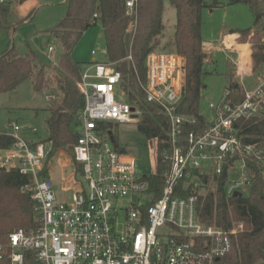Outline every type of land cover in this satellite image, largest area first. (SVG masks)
I'll list each match as a JSON object with an SVG mask.
<instances>
[{
    "label": "built area",
    "instance_id": "1",
    "mask_svg": "<svg viewBox=\"0 0 264 264\" xmlns=\"http://www.w3.org/2000/svg\"><path fill=\"white\" fill-rule=\"evenodd\" d=\"M123 2L131 39L139 0ZM7 3L14 5L0 0ZM123 60H132L130 50ZM117 64L93 60L80 70L84 106L68 176L42 177L51 142L31 141L25 132L36 134V129L11 124L12 146L0 153V168L28 179L20 190L34 204L37 227L0 235V264H217L232 250L243 224L206 225L198 197L209 184L216 188L218 178L229 198L250 189L254 167L264 176V150L241 135L243 123L264 117V77L243 91L241 100L227 87L219 103L208 105L209 115L196 118L177 112L186 91L182 56L166 51L146 56L145 77L137 78L142 98L125 87ZM146 111L167 123L160 160L166 168L158 191L150 180L156 174L157 141L150 175H141L136 159L109 142L111 123H139ZM189 187L190 193L180 194Z\"/></svg>",
    "mask_w": 264,
    "mask_h": 264
},
{
    "label": "trees",
    "instance_id": "2",
    "mask_svg": "<svg viewBox=\"0 0 264 264\" xmlns=\"http://www.w3.org/2000/svg\"><path fill=\"white\" fill-rule=\"evenodd\" d=\"M29 0H18L23 4ZM259 0H234L250 7L255 16L252 28L239 31L245 40L253 31L261 18L258 9ZM168 2L175 10L176 25L174 46L178 55L186 62L185 98L178 108V113L200 118L199 99L203 88L201 76L206 53L203 50L201 38V11L208 6L205 0H139L136 31L130 39L125 33L128 19L125 16L123 0H66L67 12L56 28L51 32L62 46L63 53L59 60L57 74L54 77L56 90L61 94L59 102L53 96L48 108L49 117L46 121L48 139L52 151L50 158L57 150L72 151L78 137L76 128L79 125L78 115L83 109L84 99L78 88L80 68L72 61L71 54L82 34L100 21L106 44L108 62H118L117 68L128 86L134 89L142 98L138 88L137 78L145 77L144 61L146 56L155 51L154 39L162 32L163 5ZM11 4L0 5V29H12L10 25ZM96 14L97 18L93 15ZM32 13L27 16V19ZM130 40V43L127 40ZM130 44V45H129ZM131 61H121L128 52ZM252 69L264 63V39L252 44ZM44 66L37 61L34 54L19 56L13 50L0 54V94L13 92L23 81L32 80L35 91L46 88ZM229 89L239 93L237 100L242 99V90L235 83ZM138 129L145 134L150 142L157 141L156 174L150 178L153 188L157 191L162 184V173L166 168L161 164V153L165 148L167 123L161 116H155L146 111L138 123ZM241 135L245 143L258 144L264 150V117L242 124ZM45 142V141H41ZM12 146V138L7 132H0V153ZM264 155V154H263ZM73 156V154H72ZM255 170V180L247 195L226 198L223 191V178L216 181L215 195L208 192L200 193L198 197V213L206 225L215 224L229 227L230 218L244 224V230L238 235L232 250L217 264H261L264 262V176L258 167ZM42 177H46L41 174ZM28 179L16 170L7 171L0 168V235L5 236L12 231V226H22L25 231L37 227L33 202L27 194H21V187ZM192 191L189 187L186 195ZM158 197V194H157ZM9 228V229H8ZM22 228V229H23Z\"/></svg>",
    "mask_w": 264,
    "mask_h": 264
},
{
    "label": "rangeland",
    "instance_id": "3",
    "mask_svg": "<svg viewBox=\"0 0 264 264\" xmlns=\"http://www.w3.org/2000/svg\"><path fill=\"white\" fill-rule=\"evenodd\" d=\"M6 1H12L14 4L10 9V14L13 16L9 26L12 29H0V54L8 50H13L21 57L34 54L37 61L44 66V79L47 87L38 92L34 90L32 80H26L13 92L0 94V132L10 133L11 124L14 123L24 129H36V134L25 132L27 139L46 142L48 139L46 121L49 117L50 98L53 96L56 102H59L61 98V94L56 90L54 77L57 74L63 49L59 41L52 37L51 32L66 15L67 5L65 0H30L28 4H18V0ZM233 1L205 0L208 6H214L215 3L217 5L201 11V38L205 46L209 48L207 50L203 46L206 58L201 76L203 88L199 99V113L204 116L209 115L208 105L219 103L226 92L225 89L234 83V68H237L241 60L240 52L233 49L236 38L240 36L239 31L252 28L255 23V16L250 7L241 3H233ZM163 8V30L154 39V49L177 53L174 46L176 13L168 2L164 3ZM258 9L262 16L253 31L254 35L251 33L246 38L251 51L252 44L264 39V0L258 1ZM31 13L32 15L27 19L26 17ZM231 31L235 33H230ZM127 41L130 43L129 39ZM49 48H52V51H49ZM92 52L95 53L96 61H107L106 44L100 21L82 34L72 51V61L78 63L81 71L92 62ZM122 61L124 60L121 59L119 62ZM254 72L264 77V63L258 65ZM120 98L121 96L117 97L118 100ZM109 128L112 132V139H109L110 144L119 151L132 155L136 159L141 175H150L155 168L154 141L150 142L148 137L139 131L137 122L111 123ZM72 154L70 150L55 151L50 158H46L41 174L46 177L56 174L68 176L73 169L72 166H68L73 163ZM55 190L61 198L59 188L56 187ZM208 192L215 195V184L211 183L201 191L205 195ZM247 193L248 190L242 194L246 196ZM118 204L123 207L126 202L122 201ZM118 218L121 224L124 219L123 211L119 212ZM230 223L234 226L242 222H236L231 217ZM10 226V229L23 228L19 225Z\"/></svg>",
    "mask_w": 264,
    "mask_h": 264
},
{
    "label": "crops",
    "instance_id": "4",
    "mask_svg": "<svg viewBox=\"0 0 264 264\" xmlns=\"http://www.w3.org/2000/svg\"><path fill=\"white\" fill-rule=\"evenodd\" d=\"M30 2L31 1L29 0L25 3L28 4ZM65 2H66V0H65ZM230 33H235V32L231 31ZM203 46L205 47V49H207V50L209 49L208 47L205 46L204 43H203ZM233 49H235V50L237 49V51L240 52V55H241V60L239 61L237 68L236 67L234 68L235 73L233 74L234 75V81L233 82L236 85H238L239 88H241L242 92L252 90L257 85V83L259 82L262 75L257 74V72H254L252 69L251 46L247 42L246 39L243 40L242 38H240V36H238L236 38V44H235V47H233ZM93 60H96L95 55H92L91 61H93ZM254 75H256V76L254 77ZM250 77H252V79H249ZM68 166L70 167L71 165H68ZM49 177L59 178V176L57 174L54 176L50 175Z\"/></svg>",
    "mask_w": 264,
    "mask_h": 264
},
{
    "label": "water",
    "instance_id": "5",
    "mask_svg": "<svg viewBox=\"0 0 264 264\" xmlns=\"http://www.w3.org/2000/svg\"><path fill=\"white\" fill-rule=\"evenodd\" d=\"M110 137H111V139H112V135L110 134ZM237 194H235L234 196H236ZM242 194L241 193H239L238 194V196H241Z\"/></svg>",
    "mask_w": 264,
    "mask_h": 264
}]
</instances>
